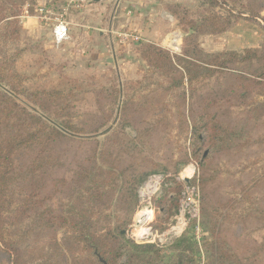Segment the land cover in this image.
Segmentation results:
<instances>
[{
    "label": "rangeland",
    "instance_id": "374dc122",
    "mask_svg": "<svg viewBox=\"0 0 264 264\" xmlns=\"http://www.w3.org/2000/svg\"><path fill=\"white\" fill-rule=\"evenodd\" d=\"M140 1L141 8L153 7L150 15L139 16L133 0H36L22 10L19 20L24 38L17 46L25 52L15 65L16 72L26 77L24 86L30 92L51 94L42 98L41 104L54 116L65 107L60 112L63 118H71L85 133L59 144L57 154L66 173L60 171L55 176L73 181V173L90 168L93 156L118 164L119 169L135 165L144 173L166 170L176 178H189L194 172L193 180L199 181L201 190L198 237L195 222L179 235L168 234L177 223L183 181L165 201L161 192L155 198L151 224L137 225V212L133 215L128 237L139 245L158 246L160 255L169 258L178 254L175 241L189 232L187 238L198 248L189 252L194 264H210L206 242L230 249L242 263L255 256L264 262V70H259L256 62L252 66L236 64L232 68L245 72L246 80L238 74H217L191 88L185 84L180 90H167L171 80L160 76L140 54L145 43L180 54L186 27L170 11L182 5L198 18H216L219 29L229 26L218 34L198 36L205 52L243 54L256 50L264 55V0H146L145 5ZM59 21L69 28L62 42L54 38ZM124 34L139 39L134 41ZM119 86L124 92L116 97L114 91H119ZM116 98V107L125 102L134 111L143 112H131L133 117L127 116L117 125L120 112L112 116L110 110ZM144 105L160 110H140ZM202 117L210 122L217 118L233 135L220 149L213 136L209 137V128L203 127L206 121ZM109 121L108 127L95 133V126ZM194 124L200 128L201 141L191 134ZM122 145L130 150L127 158L121 152ZM207 151L210 155L205 158ZM60 191L49 188L46 196L43 194L44 208L55 212L50 215L66 214L62 210L68 206L64 208L62 203H67L70 195L66 189ZM37 196L40 200L41 194ZM172 199L176 203L173 207L167 203ZM104 214L113 217L115 212L113 208L97 212L94 219ZM34 216L30 219L21 214L17 220L39 226L34 224ZM21 226L10 229L7 235H21ZM146 229L159 238L144 239ZM65 233L61 228L30 233L19 246L21 260L29 264L34 258L35 264H45L50 258L48 244L55 235L61 238ZM3 258L0 255V264H6Z\"/></svg>",
    "mask_w": 264,
    "mask_h": 264
},
{
    "label": "trees",
    "instance_id": "16d2710c",
    "mask_svg": "<svg viewBox=\"0 0 264 264\" xmlns=\"http://www.w3.org/2000/svg\"><path fill=\"white\" fill-rule=\"evenodd\" d=\"M35 2L36 0H0L1 257L5 258L3 259L6 264H24L19 246H22L30 233L38 229L43 232L61 228L65 229L66 233L61 238L56 235L52 238L51 244H48L50 258L45 264H194L189 252L198 251V248L196 243L187 238L189 232L175 241L173 246L178 254L169 258L160 255L158 246L139 245L127 235L132 217L139 208V191L147 178L155 174L166 176V183L161 191L162 201H165L169 192L175 187L179 188L176 175L166 170L144 173L135 165L130 169H119L118 164L111 165L109 161H101V157L93 156L90 168L84 169L82 173H73V181H67L64 175L55 176L60 171L66 173L64 162L57 154L59 144H63L64 140H75L85 133L84 129L71 118H63L60 112L65 107L54 116V112L41 104L42 98L51 94L30 92L24 86L26 77L16 72L15 65L25 52L17 46L24 38L19 19L23 8ZM170 12L182 27H186L180 54H173L154 43L142 44L140 48L142 60L160 76L171 80L167 90H180L185 84L191 88L195 82L213 78L217 74L223 77L238 74L243 76H239V79L246 80L245 72L232 68L236 64L252 66L256 62L259 70H264V55L256 50H245L243 54L236 52L210 54L201 48L198 36L218 34L229 26L219 29L216 18L210 19L207 16L198 18L182 5H176L175 10ZM120 86L119 91H114L116 97L124 92L120 90ZM116 101L117 98L110 110L112 116L120 112L117 125L125 121L127 116L133 117L131 112H143L134 111L125 102L121 108L118 104L116 107ZM97 109L100 112L99 107ZM142 109L160 110L151 105H144L140 108ZM201 119L206 121L203 127L209 128V137L213 136L216 148L220 149L226 139L233 136L225 129L224 123L216 121L217 118L211 122L203 117ZM212 121L216 122L212 124ZM109 123L110 121L103 126H95V133L108 127ZM191 134L198 141L202 140L200 128L195 124ZM122 147L121 152L126 153L127 158L130 150L128 146ZM107 148L110 149L109 146ZM209 155L207 151L204 157L207 158ZM49 188L57 193L61 189L68 190L70 196L67 203H62L64 208L68 206L67 210H62L66 214L50 215L54 211L44 208ZM37 194L39 196L41 194L40 200H37ZM116 195H119L118 200L115 199ZM167 203L172 207L176 205L174 199L167 200ZM110 208L115 212L113 217L104 214V218L99 216L94 219L95 213L103 214ZM21 214L30 219L34 214V224L38 223L39 226L28 225L24 219L18 221L17 218ZM19 224H23L21 226L23 233L21 235L12 233L8 236L9 230L15 229ZM206 250L210 264L264 263L263 259L258 261L256 256L252 261L245 260V263H242L230 249L223 250L221 246L209 242H206ZM28 262L35 264L36 260L33 258Z\"/></svg>",
    "mask_w": 264,
    "mask_h": 264
},
{
    "label": "built area",
    "instance_id": "2783aa9c",
    "mask_svg": "<svg viewBox=\"0 0 264 264\" xmlns=\"http://www.w3.org/2000/svg\"><path fill=\"white\" fill-rule=\"evenodd\" d=\"M69 28L64 21H59L54 29V38L57 42H62L68 37ZM126 38H132L134 41H138V37H134L131 34H124ZM194 172L189 178L183 176L177 177L176 180L183 181V191L180 200V207L178 215L176 216V225L172 227L169 235H179L183 233L191 222L196 223L197 237L201 232L200 220H201V190L199 181H195ZM166 183V176L162 174L151 175L142 185L139 191V208L136 213L137 225H149L155 219V212L153 202L158 194L162 191ZM152 213V214H149ZM144 239L159 238L158 234L154 235L149 229H146L142 233ZM199 239V238H198Z\"/></svg>",
    "mask_w": 264,
    "mask_h": 264
},
{
    "label": "crops",
    "instance_id": "0c3cea01",
    "mask_svg": "<svg viewBox=\"0 0 264 264\" xmlns=\"http://www.w3.org/2000/svg\"><path fill=\"white\" fill-rule=\"evenodd\" d=\"M144 1V5L146 3V0H143ZM133 3L136 5L134 6L137 10V12H139V16L143 13V14H146V15H150L151 13V10H152V6H147L146 8H141L140 5H142V1L140 0H133ZM148 33L144 32V35H147ZM153 35V36H152ZM176 35V33H175ZM148 36H150V38H152L154 41H157L156 37L154 36V34H149ZM170 36V35H169ZM144 37V36H143ZM168 38V37H167ZM166 38V39H167ZM176 38V37H174ZM177 41V40H176ZM163 45V43H161Z\"/></svg>",
    "mask_w": 264,
    "mask_h": 264
},
{
    "label": "water",
    "instance_id": "95a60500",
    "mask_svg": "<svg viewBox=\"0 0 264 264\" xmlns=\"http://www.w3.org/2000/svg\"><path fill=\"white\" fill-rule=\"evenodd\" d=\"M96 2H99V1H101V0H95Z\"/></svg>",
    "mask_w": 264,
    "mask_h": 264
},
{
    "label": "bare ground",
    "instance_id": "6f19581e",
    "mask_svg": "<svg viewBox=\"0 0 264 264\" xmlns=\"http://www.w3.org/2000/svg\"><path fill=\"white\" fill-rule=\"evenodd\" d=\"M149 214H151V213H149Z\"/></svg>",
    "mask_w": 264,
    "mask_h": 264
}]
</instances>
